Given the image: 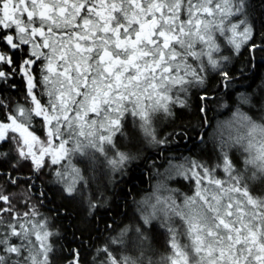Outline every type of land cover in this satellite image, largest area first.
I'll return each mask as SVG.
<instances>
[{
    "label": "snow or ice",
    "instance_id": "1",
    "mask_svg": "<svg viewBox=\"0 0 264 264\" xmlns=\"http://www.w3.org/2000/svg\"><path fill=\"white\" fill-rule=\"evenodd\" d=\"M217 33L234 53L256 48L248 0H0V92L4 85L17 88L13 78L19 76L30 105L13 106L0 96V147L10 145L9 151H0V176L5 178L0 185V264H51L47 240L53 233L47 221L35 219L34 205L19 212L7 191L22 184L31 198L25 166L39 179L45 167L69 159L55 174L63 193L75 198L85 177L71 166L70 154L86 155L87 148L105 153V144L115 147L113 136L122 131L125 113L140 117L151 144L166 143L151 127L149 111L171 116L173 104L187 107L192 88H200L199 99L207 101L208 66L221 81H232L231 56L221 54ZM237 115L249 137L258 132L264 138V126ZM33 117L40 118L44 139L31 128ZM254 147L249 139L246 163L260 161L264 172V139L252 156ZM129 159L117 151L108 163L115 169ZM217 168L227 179L216 178ZM172 169L195 182L194 194L182 203L172 196L157 197L153 212L143 217L148 224L157 211L163 214L173 250L166 258L169 264H264V197L253 196L243 177L234 174L223 146L217 167L191 159ZM172 217L182 221L188 243L178 242ZM119 243L112 238L97 249V259L103 256L100 264H137L116 255L111 245ZM69 257L67 264H80L78 249L70 250Z\"/></svg>",
    "mask_w": 264,
    "mask_h": 264
},
{
    "label": "trees",
    "instance_id": "2",
    "mask_svg": "<svg viewBox=\"0 0 264 264\" xmlns=\"http://www.w3.org/2000/svg\"><path fill=\"white\" fill-rule=\"evenodd\" d=\"M248 3L250 22L254 21L255 40L253 42L256 48L250 50L248 46H245L238 54L232 52L230 48L225 51L226 56H231L228 67L232 69V81L230 83L221 81L215 70L207 74L205 76L208 88L207 101L199 99L200 88L193 89L187 98V107H175L172 110L173 117L161 130L160 137L167 142L152 147L141 143L143 147L134 153L122 174L105 189L101 202H98L97 198L91 202L98 203L95 204L96 207L92 212H88L87 203L83 197L75 195V198H69L63 193L55 180L52 166L45 167L39 174V179L32 177L30 167L25 166L23 177L30 179L33 185L30 199L26 197L25 186L22 184L7 188V191L13 194V202L19 212L28 211L29 207L34 205L39 213L35 219L47 221L48 231L53 233L48 237V242L53 249L49 257L51 264H67V258H70L69 253L72 249L79 250L80 264H94L97 249L102 247L129 220L135 202L149 189L160 157L170 154H188L195 158L202 148L208 145L210 140L208 133L216 117L222 112L233 109L237 104L236 96L239 97L238 99L248 98L249 110L259 112L262 102L264 103V0H248ZM13 80L17 88L9 89L7 85H4L0 96L13 106L21 103L25 107H30L25 103L22 80L19 76L14 77ZM42 99L45 103L47 102L46 96ZM201 108L205 110L200 111ZM124 123L125 134L128 130H134L130 129L127 121ZM32 129L37 134L44 131L40 118L33 117ZM174 132H182L183 137H178ZM118 135L119 133L117 137ZM9 148V144H3L0 151L7 152ZM177 181L178 186L187 187L184 181ZM246 182L252 194L264 197V178H260L257 185L259 190L255 188V180L254 185ZM0 185H5V178L2 176H0ZM145 232L148 235L150 247L156 250L157 254L164 253L166 236L162 228L152 223ZM31 239L35 242L34 236ZM12 242L20 241L13 238ZM153 256L154 254L148 257Z\"/></svg>",
    "mask_w": 264,
    "mask_h": 264
},
{
    "label": "rangeland",
    "instance_id": "3",
    "mask_svg": "<svg viewBox=\"0 0 264 264\" xmlns=\"http://www.w3.org/2000/svg\"><path fill=\"white\" fill-rule=\"evenodd\" d=\"M232 22H236V18H233ZM217 40L222 45L221 54L226 56L225 49L229 48V46L224 43V38L218 33ZM212 71H214V69L208 66L204 76ZM193 89L195 88L190 89L187 94V98ZM173 95H176V93L174 92ZM236 97V105L238 106L234 105L233 109L231 108L229 111L222 112L216 117V120L211 127L212 129L208 133L210 135L208 145L204 146L195 158L188 154H170L166 157L164 155L160 157L158 167H155L152 180L149 184V189L135 202L134 210L131 212L129 220L122 225L121 228L115 232L114 236L109 238L105 243L107 244L112 238H118L121 241L119 244L111 245V247L115 250L116 255L130 257L134 259L137 264H169L166 258L172 254L173 250L168 244L170 234L168 232L163 214L157 211L156 218L151 220L148 224H144L143 217L148 216L153 212L152 206L157 204V197L164 198L172 196L177 200V203H182L185 196H191L194 194L196 187L195 182L193 180L177 176L176 172L172 169L173 165H180L186 160L195 159L203 162L209 168L217 167V165L222 164L223 146V151H226L229 154V157L233 162V167L235 169L234 174L242 176L243 183L246 185V181L254 185L255 180V188L259 190L257 185L259 184L260 178H264V172L260 170V161H257L255 165L246 163V160L250 157V153L245 151V149L247 148L248 140L251 139L255 145L251 155L255 156L257 154L256 149L259 148L262 139L264 138H262L258 132L255 133L253 137H249L247 135L248 127L242 126L237 114H243L249 117L255 124L264 126V103L262 102L261 109L258 110L259 112L255 113L253 110V112L249 110L250 106L248 98L238 99L239 97ZM148 103L149 102L147 100L144 101L145 105ZM177 106L179 105L173 104L171 106V110ZM148 114L151 118V127L155 129L158 137L163 139L160 137L161 130L163 126L173 117V112L171 116L165 115L162 111H149ZM89 115L94 116L92 113ZM125 121L128 122V125L131 127L130 129L133 128L134 130H126L127 133L125 134L123 126L122 131L118 132V137V133L113 136V143L115 144V147L105 144V153L98 152L92 148H87L85 149L86 155L79 152L70 154L71 166L79 168L81 175L85 177V181L78 182V192L75 195L81 196L85 199V202L87 203L86 207L89 213L94 209L91 207V204H93L91 202L94 198H97L96 200L101 202L105 194V189L110 187L111 183L116 180L120 174H122V171L125 170L128 162L133 158L134 153L143 147L141 143L146 146H156V144H151L149 142V137L145 135L144 130L141 128L142 121L139 116H133L131 111H129L125 113L123 123ZM123 125H125V123ZM37 135H39L42 139L45 138L44 131ZM124 136L125 138H123ZM241 136L244 137V140L237 144L236 140ZM67 147H72V145L69 144ZM117 151L129 154L131 159L126 161L122 166L113 169V166L110 165L108 161L115 158V153ZM68 165L69 159H64L61 160L58 165L49 166L54 167L55 174L58 169L63 170V168ZM216 178L227 179V175L223 172L222 168H217ZM55 180L58 182L56 174ZM177 180L184 181V184H186L187 187L182 188L178 186ZM58 184L62 189L63 185L59 182ZM252 195L258 197L255 194ZM95 204L98 203L96 202ZM161 206L162 205H157V209ZM152 223H156L157 226L159 228L161 227L165 233L166 251L164 253L157 254V251L151 248L148 244V235L145 232V229ZM172 226L176 227L180 233L178 242L181 245L188 243V239L186 235H184L185 228L182 221H180L178 217H172ZM137 229L140 231L138 232ZM47 243L50 244L48 240ZM34 244L36 248H39V242L35 240ZM152 254H154L153 257H148ZM97 255L93 260L94 264H100V261L103 259V256H100L97 259Z\"/></svg>",
    "mask_w": 264,
    "mask_h": 264
}]
</instances>
